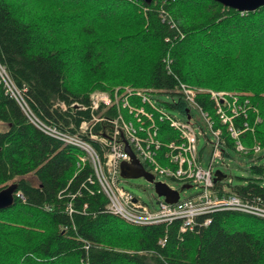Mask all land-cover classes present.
<instances>
[{
	"label": "trees",
	"instance_id": "16d2710c",
	"mask_svg": "<svg viewBox=\"0 0 264 264\" xmlns=\"http://www.w3.org/2000/svg\"><path fill=\"white\" fill-rule=\"evenodd\" d=\"M0 65L19 96L0 82V189L15 185L12 204L0 208V264H264L263 217L218 209L182 232L178 220L128 223L105 208L79 149L48 131L76 134L93 114L89 92L117 85L165 94L171 101L162 106L185 118L182 83L219 128L220 155L233 150L251 161L250 176L219 191L263 201L264 4L237 11L214 0H0ZM207 90L242 108L233 120L242 125L241 151ZM158 126L160 142L173 136ZM80 136L103 161L95 141Z\"/></svg>",
	"mask_w": 264,
	"mask_h": 264
},
{
	"label": "built area",
	"instance_id": "2783aa9c",
	"mask_svg": "<svg viewBox=\"0 0 264 264\" xmlns=\"http://www.w3.org/2000/svg\"><path fill=\"white\" fill-rule=\"evenodd\" d=\"M0 82L5 91L18 100V93L1 65ZM178 88L188 105L198 110L213 135L211 140H207L197 127L205 138L201 147L196 146L198 133L194 123L190 121L191 114L188 118L181 119L167 111L155 98L159 93L124 85H117L108 90L99 89L88 95V108L93 114L90 113L88 121L79 123L76 134L61 133L53 128L47 130L63 143L79 149L78 163H88L92 167L97 191L106 199L105 208L128 223L144 225L178 220V229L182 232L191 229L198 216L218 209L239 211L264 218V200L252 203L243 201L235 194L219 191V188L226 190L231 183L230 179L224 180V177L213 181L215 158H223L218 148L220 130L212 128L207 113L200 111L194 100V90L182 83ZM207 92L210 99H213L212 110L218 115L221 123L226 124L229 135L235 139V148L241 151L242 144L238 135L242 131V125L235 127L233 124V120L238 117L240 106H235L224 98L222 91ZM74 106L84 109L83 106ZM240 110L242 111V108ZM159 122L167 124L174 131L173 136L163 143L159 139ZM37 125L42 129L47 128L40 123ZM96 125L99 128L94 132L93 127ZM80 134H85L95 141L102 151L103 161L100 160L98 150ZM124 143L129 146L144 171L152 175V181L149 182L152 188L153 182H160L177 193L184 189L182 185L192 186L196 191L183 199L177 196L171 203L156 193L155 204L151 200L149 203L139 200L120 185L121 180L125 178L119 175V164L130 160ZM206 144L210 147V154L208 160L203 161ZM257 149L258 145L254 144L253 150ZM175 182L181 185L175 187L172 184ZM207 222L208 219L203 220V224ZM159 242L162 244L164 239Z\"/></svg>",
	"mask_w": 264,
	"mask_h": 264
},
{
	"label": "rangeland",
	"instance_id": "374dc122",
	"mask_svg": "<svg viewBox=\"0 0 264 264\" xmlns=\"http://www.w3.org/2000/svg\"><path fill=\"white\" fill-rule=\"evenodd\" d=\"M188 54H190V56H194V57L196 56L192 51L188 52ZM253 60L255 62L259 61L258 57L256 59L254 58ZM124 86H127V85H124ZM96 90H99V89H94L90 91L89 94ZM155 98L161 104L170 103L171 101L170 97H168L165 94H159ZM164 108L167 111L171 112V114L181 119L184 118L179 113H176L167 107H164ZM189 111L191 114L190 121L194 123L195 130L198 133L196 146L201 147L205 143L204 136L206 137L207 140H211L213 138V135L211 134L210 130L208 129L205 121L203 120L198 110L190 106ZM5 127L6 126L0 122V130ZM197 127L200 128L204 136L201 133H199ZM227 151L229 154L228 157L215 158L216 164L213 166V169L219 170L220 172H222L224 174V180L230 179L231 184H237L239 182H242V177L250 176L249 172L247 171V167L251 164V161H249L245 156L235 153L233 150H227ZM262 152L263 151L260 150L259 154H261ZM209 154H210V147L208 146V144H206L205 149L203 151V161L208 160ZM204 164L205 163L203 162L202 165ZM172 184L175 187H179L181 185L180 183H176V182ZM120 185H122L123 188L128 190L133 196L137 197L139 200L146 202V203H149V200H151L155 204L156 195L154 194L155 193L154 189L152 188L151 184L148 181H146L143 177L122 179L120 182ZM195 191H196V188L192 186L188 188H184L183 190L179 191L178 196L180 199H183L188 196H191Z\"/></svg>",
	"mask_w": 264,
	"mask_h": 264
},
{
	"label": "water",
	"instance_id": "95a60500",
	"mask_svg": "<svg viewBox=\"0 0 264 264\" xmlns=\"http://www.w3.org/2000/svg\"><path fill=\"white\" fill-rule=\"evenodd\" d=\"M145 3L150 0H141ZM221 5L236 9L237 11H251L264 4V0H214ZM188 118V115H186ZM124 149L129 154V162L122 161L119 164V175L122 178L143 177L146 181H152V175L144 171L139 161L134 157L129 146L124 143ZM224 177V174L219 170L214 171L213 181ZM182 188H188V185H182ZM15 189L13 183L0 189V208H6L12 204V193ZM153 189L157 195H162L166 202H174L177 199L178 193L175 190H170L165 184L153 182Z\"/></svg>",
	"mask_w": 264,
	"mask_h": 264
}]
</instances>
